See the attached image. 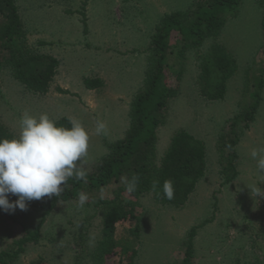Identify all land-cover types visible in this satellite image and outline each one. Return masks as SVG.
I'll return each instance as SVG.
<instances>
[{
  "label": "rangeland",
  "instance_id": "rangeland-1",
  "mask_svg": "<svg viewBox=\"0 0 264 264\" xmlns=\"http://www.w3.org/2000/svg\"><path fill=\"white\" fill-rule=\"evenodd\" d=\"M205 1L16 0L27 47L56 57L59 67L49 92L34 94L14 78L7 63L10 52L0 43V120L16 136L25 112L37 118L47 113L53 120L78 119L90 137L82 167L94 172L109 145L126 135L134 98L144 89L152 60L153 35L163 19L178 11L192 15ZM221 18L218 36H208L182 54V35L173 31L167 37V82L177 94L157 128L158 163L175 132L185 129L206 144V176L181 207L158 202L152 193L136 199L124 192L123 205L133 207L134 217L116 223L114 252L104 264H126L133 251L135 264H181L188 232L196 225L193 264H264V197L247 187L264 190V170L259 171L251 157L253 148L264 147V87L259 89L264 74V4L242 0L238 7L224 8ZM3 22L0 14V26ZM217 44L235 55L238 69L228 79L224 97L209 100L201 94L200 65ZM88 78L101 79L102 85L88 88ZM256 92L262 100L237 146L238 175L224 184L222 147L234 117L248 110ZM98 120L105 123L106 135L96 134ZM243 125L238 122V129ZM121 184L86 188L88 199L82 208L79 195L49 208L52 195L27 201L26 210L0 209V252L15 251L18 240L39 228L38 240L26 244L12 264H95L106 210L100 201L113 199ZM69 188L68 179L63 192Z\"/></svg>",
  "mask_w": 264,
  "mask_h": 264
},
{
  "label": "trees",
  "instance_id": "trees-1",
  "mask_svg": "<svg viewBox=\"0 0 264 264\" xmlns=\"http://www.w3.org/2000/svg\"><path fill=\"white\" fill-rule=\"evenodd\" d=\"M241 1L208 0L199 4L192 15L178 11L163 19L162 25L153 35L152 60L147 69L144 89L134 98L130 126L125 137L109 145V153L103 157L94 172H87L86 180L69 178L70 188L62 192L59 197L53 195L49 208L54 207L58 200H71L86 188L104 189L113 183L122 182L113 199L100 201L106 210L103 220V236L94 253L95 264H104L106 256L113 254L116 245L114 237L116 223L134 217L133 207L127 209L123 205L122 194L127 192L123 182L125 178H131L133 174L139 175L140 182L137 191L130 193L136 199L152 193L158 202L177 207L186 204L197 184L205 178L206 144L185 129L175 132L163 158L159 163L157 161V128L164 122V111L168 107L169 100L177 94V89L170 87L167 82L166 67L170 52L167 37L173 31H178L182 35L185 43L180 49V54L190 45L199 46L206 37L218 36L224 24L221 18L222 10L226 7H238ZM259 1L264 4V0ZM0 14L4 19L0 26V43L1 47L10 52L7 63L14 78L34 94L48 93L58 71V59L50 54L33 52L27 47L26 29L16 0H0ZM82 14L84 15V12ZM84 22L87 26L86 19ZM85 30H87L86 27ZM200 67L201 94L209 100L222 99L226 92L228 79L238 69L236 59L224 46L217 44L204 57ZM85 84L88 88H97L102 85V80L88 78ZM263 86L262 73L259 82L260 91ZM212 87H216L215 93L210 92ZM59 90L65 92L63 89ZM260 100V92H256L254 103L248 110L234 117L228 139L221 151L223 156L226 155L222 157V160L225 159V164L223 163L224 184L232 183L238 175L237 145L242 132L247 130L251 121L254 120ZM70 120V117L62 116L56 121L58 125L70 127ZM240 121L244 124L242 130H239L237 126ZM14 136L0 120V138L11 139ZM154 180L160 182L159 194L151 189ZM165 180L173 182L174 196L171 200H168L162 192ZM197 228L198 225L193 226L188 232L185 255L181 264H193ZM39 235L40 230L37 228L16 242L18 247L15 251H1L0 264H12L15 258L25 250L26 244L37 241ZM136 254V251L127 254L129 259L126 264H135Z\"/></svg>",
  "mask_w": 264,
  "mask_h": 264
},
{
  "label": "clouds",
  "instance_id": "clouds-1",
  "mask_svg": "<svg viewBox=\"0 0 264 264\" xmlns=\"http://www.w3.org/2000/svg\"><path fill=\"white\" fill-rule=\"evenodd\" d=\"M70 127L58 125L47 113L38 118L25 112L20 119L19 134L11 139L0 138V209L14 212L27 209V201L45 196L59 197L69 178L86 180L87 172L82 167L88 155L89 133L78 119L69 121ZM97 135L107 134L106 125L98 120ZM251 157L257 169L264 170V147L253 148ZM79 162V163H78ZM129 193L137 191L140 177L133 174L124 179ZM252 194L264 197L259 186H247ZM151 189L159 194L160 182L154 180ZM162 192L168 200L173 199L171 180H165ZM17 199L11 201L9 197ZM88 196L81 192L78 204L82 208Z\"/></svg>",
  "mask_w": 264,
  "mask_h": 264
},
{
  "label": "crops",
  "instance_id": "crops-1",
  "mask_svg": "<svg viewBox=\"0 0 264 264\" xmlns=\"http://www.w3.org/2000/svg\"><path fill=\"white\" fill-rule=\"evenodd\" d=\"M228 52L231 54L230 51H228ZM232 56L236 59V57H235L234 54H232ZM236 61H237V59H236ZM237 65H238V62H237ZM263 77H264V74H263ZM263 87H264V86H263ZM262 89H263V88H262ZM261 100H262V98H261ZM261 100H260V101H261ZM254 121H255V119H254L253 121H251V123H253ZM251 123H250V124H251ZM249 128H250V126H249ZM249 128H248L247 130H249ZM247 130H245V133H246ZM238 145H239V143H238ZM238 145H237V146H238Z\"/></svg>",
  "mask_w": 264,
  "mask_h": 264
}]
</instances>
